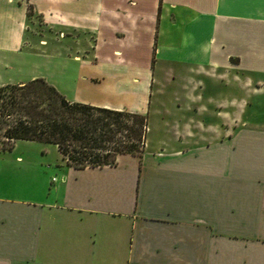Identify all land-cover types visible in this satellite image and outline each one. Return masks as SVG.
<instances>
[{
	"label": "crops",
	"instance_id": "crops-1",
	"mask_svg": "<svg viewBox=\"0 0 264 264\" xmlns=\"http://www.w3.org/2000/svg\"><path fill=\"white\" fill-rule=\"evenodd\" d=\"M37 77L147 129L113 165L0 151V264H264V0H0V86Z\"/></svg>",
	"mask_w": 264,
	"mask_h": 264
},
{
	"label": "trees",
	"instance_id": "trees-1",
	"mask_svg": "<svg viewBox=\"0 0 264 264\" xmlns=\"http://www.w3.org/2000/svg\"><path fill=\"white\" fill-rule=\"evenodd\" d=\"M146 128L144 115L70 101L42 77L0 86V151L26 140L55 145L77 169L113 165L141 153Z\"/></svg>",
	"mask_w": 264,
	"mask_h": 264
},
{
	"label": "rangeland",
	"instance_id": "rangeland-1",
	"mask_svg": "<svg viewBox=\"0 0 264 264\" xmlns=\"http://www.w3.org/2000/svg\"><path fill=\"white\" fill-rule=\"evenodd\" d=\"M37 23V26L35 27L36 29H38L37 31L39 32H37L39 35H41V32H44V35L45 36H49L48 38H52V37H54L53 35V33H51V32H48V31H45V29H44V27H43V25H42V23H40L39 21H36ZM36 33V32H35ZM26 37H28L29 39H36L37 37L36 36H34V35H32L31 33H27V35H26ZM67 41L66 40H62V42L61 43H58L57 45L56 44H53V43H55V42H53L52 43V41L51 42H49V45L47 46V47H44L45 49H46V54H47V56L46 55H43V54H36V56L37 55H39V56H41V57H39L38 58V60H37V58H34L35 60H36V62H38L40 65H45L46 64V59H47V57H48V55H51V54H53V50L54 49H56V50H58V52L60 53V54H64L65 52H64V50H65V48H64V46H65V44L64 43H66ZM55 47H57V48H55ZM31 53H35L34 51L33 52H31ZM38 57V56H37ZM258 119H263L264 120V116H260ZM147 129V128H146ZM145 134H146V130H145ZM154 135H156V133H155V131H153V132H149L148 133V137H152V136H154ZM154 137H156V136H154ZM144 140V139H143ZM144 142V141H143ZM38 143V142H37ZM42 144H44V143H42ZM13 147H14V145H13ZM13 147L10 149V150H8V151H11L12 149H13Z\"/></svg>",
	"mask_w": 264,
	"mask_h": 264
}]
</instances>
